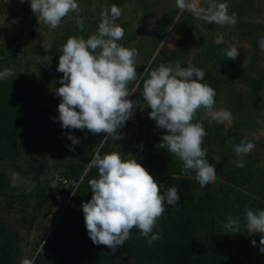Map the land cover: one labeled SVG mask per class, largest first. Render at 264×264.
<instances>
[{"label":"rangeland","instance_id":"374dc122","mask_svg":"<svg viewBox=\"0 0 264 264\" xmlns=\"http://www.w3.org/2000/svg\"><path fill=\"white\" fill-rule=\"evenodd\" d=\"M216 2L229 3V15L235 13L238 18L234 27L205 23L191 12L178 9L175 0H124L115 4L123 10L116 23L125 31L118 44L139 51L135 58L137 80L128 85L131 93L128 99L136 101V109L126 126L119 130L124 138L118 145L126 149V160L133 159L134 149L141 143H152L162 130L149 118L150 108L141 110L143 81L149 78L152 70L162 64L173 68L178 64L187 68L190 64L203 69L205 78L202 82L216 92L214 110H227L233 119L231 124H217L211 121L205 109H199L194 121L201 123L207 132L202 147L208 151L227 152L223 136H229L233 145L241 141L255 144L254 149L242 158L249 165L252 177L246 187L239 189V199L233 195L227 197L229 187L221 178L216 179L214 193L221 207L220 215L206 234L211 237L212 246L219 255L234 256L239 264H264V254L259 251L264 234L247 232L245 214V208L253 212L264 208V88L254 92L236 78L240 72L252 79L264 74V53L258 45L264 36V0ZM77 3L83 18L82 30L75 22V13L63 18L58 28L50 29L32 13L30 0L24 3L0 0V67L6 64L19 77L28 79L33 88L27 99L34 108L51 109L54 115H57L60 103L55 89L61 86L59 79L63 75L56 71L61 46L69 37L87 39L95 33L101 11L113 5L109 0H77ZM199 3L201 7L207 6V0H199ZM167 14H174V17L166 31L160 32V24ZM218 37L223 38V43H215ZM232 46L238 49L234 65L225 62L219 49ZM234 124H238L237 136L230 135ZM74 130L80 141L74 146L75 151L60 150L53 133L45 132L40 140L23 138L19 158L2 167L6 180L0 184V219L19 234L27 257H32L42 242L54 237L71 239L81 247L93 244L81 208L87 201L75 202L72 192L78 186L76 179H82L89 172L87 161L99 151L103 141L87 130ZM135 159L157 181L160 191L163 190L167 175L159 172L157 165L151 166L137 156ZM33 183L35 188L29 191ZM40 192L53 196L59 203H47L42 209L35 210L36 194ZM228 217L239 220L238 233L225 228ZM253 240L256 246L252 245ZM131 262L130 255L117 259V264Z\"/></svg>","mask_w":264,"mask_h":264},{"label":"clouds","instance_id":"9594fccd","mask_svg":"<svg viewBox=\"0 0 264 264\" xmlns=\"http://www.w3.org/2000/svg\"><path fill=\"white\" fill-rule=\"evenodd\" d=\"M24 3L25 0H19ZM176 7L182 12L187 10L205 23H215L221 27L235 26L237 16L229 15V3L207 0L201 7L199 0H175ZM32 13L50 29H56L69 13H75V22L82 30L83 18L79 15L77 0H30ZM122 9L113 4L100 13V22L95 33L84 37H69L61 48L56 71L62 73L60 87L55 95L60 98L57 111L58 121L63 129L87 130L93 135L103 134L113 141L124 138L118 129L134 116L136 101L129 100L128 85L137 80V49H129L118 44L125 31L116 23ZM216 44L223 43L218 37ZM258 45L264 53V36ZM227 59L235 61L238 49L232 46L225 51ZM16 75L11 69L0 71V80ZM203 69L188 64L187 68L176 65H160L152 70L149 78L143 81V107L150 108L149 118L159 129L166 130L158 148L166 149L183 164L182 173H195V180L201 188L215 182V167L205 159L207 149L202 147L207 135L201 123H192L197 111L205 109L211 121L217 124H231L232 114L215 111L216 92L204 84ZM210 121V122H211ZM72 146L79 144V138L68 134ZM142 150V144L138 146ZM255 147L252 141H241L233 145L238 157L249 154ZM75 151V147L70 148ZM219 164L221 157H213ZM98 170V178L90 179L88 186L92 191L91 199L81 205L88 236L94 245H104L112 253L117 247L130 239L132 229L141 237L147 238L149 245L162 238L154 232L157 222L166 212V205L176 207L180 199L178 189L168 187L160 194V186L153 176L136 159L123 160L120 153L112 152L101 156L97 151L88 162ZM235 166L243 168V159ZM15 179V175H14ZM15 187V183L12 184ZM35 188L33 183L28 189ZM73 195H75L72 192ZM247 232L264 234V210L253 212L245 208ZM239 220L228 217L225 228L232 233L239 232ZM259 251L264 254V236L260 239ZM256 246V241H252ZM44 254V242L31 258H23L20 264H34L36 256Z\"/></svg>","mask_w":264,"mask_h":264},{"label":"trees","instance_id":"16d2710c","mask_svg":"<svg viewBox=\"0 0 264 264\" xmlns=\"http://www.w3.org/2000/svg\"><path fill=\"white\" fill-rule=\"evenodd\" d=\"M123 1L109 0L111 4H120ZM173 17L174 14L164 16L159 27L160 32L166 31ZM219 49L220 56L225 62L232 65L237 63V60L233 61L225 56L224 53L228 49ZM4 69L12 70L10 66L2 64L0 71ZM236 78L254 92L264 88V74L258 79H252L245 72H240ZM32 88L28 79L21 78L17 74L6 80H0V184L6 180L2 167L6 162L19 158L20 142L23 138L33 137L40 140L45 132H52L60 150L71 153L70 148L74 147L71 146L67 135L76 137L75 130L63 129L58 121H54L53 118L57 117L58 113L54 115L53 110L34 108L27 99ZM192 123H195L194 119ZM163 134H166V130L162 129L155 135L152 143L144 142L141 143L142 150L138 146L134 149L135 156L148 161L151 166L157 165L158 171L167 175L164 188L160 191L161 195L168 187L178 189L180 199L177 206L166 205L165 214L159 218L157 227L153 229L154 232H159L162 238L149 245L147 238L141 237L134 228L130 239L118 246L115 253H112L108 247L103 248L102 245L91 244L81 247L71 239L49 238L44 242V254L36 256L34 264H117V259L123 255L132 257L133 262L130 264H239L234 256L219 255L212 246L211 237L206 234L208 228L217 223V216L220 215L221 207L214 193L216 182L201 188L195 180L194 172L183 174L182 162L176 160L166 149L157 147ZM232 134L238 135V124H234L230 131V135ZM99 137L103 141L99 149L101 156L118 152L121 158L126 160L127 151L118 145L119 141H113L111 137L105 138L103 134ZM222 139L227 152L207 150L205 159L215 167L217 178H221L229 187L230 192L226 196L233 195L239 199V189L251 182L252 175L249 165L244 160L243 168L235 166V162L243 157L235 154L229 136H223ZM217 154L221 157L219 164L213 161V157ZM93 178H98V170L90 167L89 172L82 179L81 177L76 179L78 186L73 188L75 195L72 197L75 202L91 199L92 191L88 182ZM36 200L35 210L42 209L47 203H59L58 199L44 192L37 193ZM35 254L36 251L33 256ZM32 257L24 255L19 234L13 232L0 219V264H20L23 258Z\"/></svg>","mask_w":264,"mask_h":264}]
</instances>
